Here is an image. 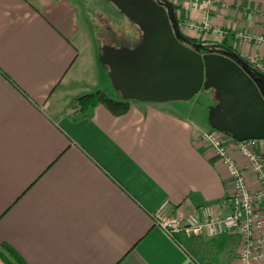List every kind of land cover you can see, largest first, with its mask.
Masks as SVG:
<instances>
[{
  "label": "crops",
  "instance_id": "obj_1",
  "mask_svg": "<svg viewBox=\"0 0 264 264\" xmlns=\"http://www.w3.org/2000/svg\"><path fill=\"white\" fill-rule=\"evenodd\" d=\"M213 1V24L230 33L222 44L233 48L236 31L264 36V0ZM76 2L0 0V247L26 264H242L239 236L174 239L153 218L164 203L184 217L230 193L228 169L200 142L212 129L175 102L129 101L122 116L102 105L80 111L78 100L102 85L127 100L98 59L92 27L85 39ZM184 9L185 19L195 10L189 1ZM124 27L130 45H106L132 49ZM236 51L250 63L264 54ZM97 62L103 81L90 83ZM230 152L253 189L247 159ZM257 154L264 161V143Z\"/></svg>",
  "mask_w": 264,
  "mask_h": 264
},
{
  "label": "water",
  "instance_id": "obj_2",
  "mask_svg": "<svg viewBox=\"0 0 264 264\" xmlns=\"http://www.w3.org/2000/svg\"><path fill=\"white\" fill-rule=\"evenodd\" d=\"M141 32L129 48L105 45L100 62L127 101L185 102L211 90L212 129L238 141L264 140V74L238 54L193 43L167 0H109Z\"/></svg>",
  "mask_w": 264,
  "mask_h": 264
},
{
  "label": "built area",
  "instance_id": "obj_3",
  "mask_svg": "<svg viewBox=\"0 0 264 264\" xmlns=\"http://www.w3.org/2000/svg\"><path fill=\"white\" fill-rule=\"evenodd\" d=\"M187 1L194 5L195 10L187 19L179 21L182 34L196 41L208 39L221 44L230 33L213 24L212 12L215 2ZM174 3H177V0H174ZM233 36L235 49L245 47L246 51H251L252 48L264 50L263 35L236 31ZM255 56L252 65L264 74V54ZM233 140L217 130L200 135V142L216 153L232 179V189L223 201L202 206L198 211L184 217L168 215L164 203L153 214V218L156 225L174 239L180 234L210 239L237 235L242 243V264H264V161L257 154L264 140ZM232 145L247 159V170L255 176L253 189L247 171L240 168L231 156Z\"/></svg>",
  "mask_w": 264,
  "mask_h": 264
},
{
  "label": "rangeland",
  "instance_id": "obj_4",
  "mask_svg": "<svg viewBox=\"0 0 264 264\" xmlns=\"http://www.w3.org/2000/svg\"><path fill=\"white\" fill-rule=\"evenodd\" d=\"M76 3L79 6L80 20L82 23V28L84 29L85 39L91 38L87 27H92L97 41L99 42L98 52L102 51L103 47L106 44H117L118 46L130 45L129 43H126L128 39H126V36H124L121 31V29L125 28V25H127V32H129V30L133 31V37H135V40L133 38L134 45L140 40L141 32L139 28L134 24H131L129 20H126L127 18L125 19L124 15L109 0H77ZM92 39L93 44H95V39L93 36ZM202 41L209 44L212 43L211 40L208 39ZM92 50L94 51V48H92ZM84 51L87 50L84 49ZM98 59L100 60V58ZM93 65L95 67V70H92V68L91 70H89L90 77H88V79L90 83L91 78L96 81H103L101 76L102 72H100V68H98V62L97 65L95 63H93ZM99 65L103 68L101 63ZM100 91L108 95V91L106 87H104V85H102ZM213 93L214 92H212L211 90H201L193 99L185 102H175L174 105L175 107H182V109L180 108V113L183 116L195 118V120L199 121L204 127L211 130L212 128L209 125L208 118L210 113V106L214 104V101L211 100V94ZM112 99L117 102L120 101L115 98Z\"/></svg>",
  "mask_w": 264,
  "mask_h": 264
},
{
  "label": "trees",
  "instance_id": "obj_5",
  "mask_svg": "<svg viewBox=\"0 0 264 264\" xmlns=\"http://www.w3.org/2000/svg\"><path fill=\"white\" fill-rule=\"evenodd\" d=\"M170 3L173 4V7L175 9L176 16L178 18V21L185 19V9H184V2L187 0H177V3H174V0H167ZM193 43L197 44H203L207 48L212 49V50H220V51H225L229 52L232 54H238L239 56L241 55L238 51H236L235 48H232L231 46H228V41L224 44H209L204 41H196L193 39H190ZM141 41L140 40L133 46H137ZM245 60V59H244ZM246 61V60H245ZM248 62V61H246ZM251 66L252 63L248 62ZM98 105L104 106L109 112H111L114 116H122L125 115L129 112L131 105L129 101H114L110 97H108L106 94H104L101 91L92 93V94H87L83 97H81L78 100V105L80 108V111L82 113H86L87 111H90L91 109L95 108ZM215 106V105H214ZM214 130V129H212ZM226 136L231 137V135L226 134ZM234 141V140H233ZM0 258L4 260L6 264H26L23 259L17 254V252L10 246L7 245H2L0 247Z\"/></svg>",
  "mask_w": 264,
  "mask_h": 264
}]
</instances>
